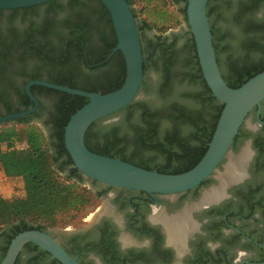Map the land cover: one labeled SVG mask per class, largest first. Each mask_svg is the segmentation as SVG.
Here are the masks:
<instances>
[{
    "label": "trees",
    "instance_id": "16d2710c",
    "mask_svg": "<svg viewBox=\"0 0 264 264\" xmlns=\"http://www.w3.org/2000/svg\"><path fill=\"white\" fill-rule=\"evenodd\" d=\"M165 1L127 0L141 34L145 63L140 93L145 98L118 112L120 120L115 123H94L85 141L95 154L121 159L149 171L158 165L166 170L158 172L176 175L191 170L203 158L223 105L213 97L203 77L188 24V0H173L181 4V17L188 24L182 51L176 48L177 38L170 43L161 37L146 41L145 32L153 28L147 21L138 20L134 5ZM261 1L210 0L208 4L218 64L224 80L234 89L264 72V24L252 15ZM10 11L2 15L12 29V40L0 44L1 53L8 49L21 51L18 56L21 63L31 57L49 69H56L57 74L65 70L67 74L62 73L63 76L53 73L49 77V82L60 86L108 94L123 85L126 77L123 54L118 51L106 61L117 45V37L112 17L99 0H59L47 6L26 8L22 23H18L21 28L14 27L19 10ZM214 15L219 20L227 19L231 25H239L237 45L229 43L231 32L212 22ZM235 50L243 53L235 54ZM11 56L0 59L10 63ZM102 62V66L92 67ZM181 65L186 66V72ZM150 70L158 74V80L149 76ZM35 74L27 75L35 80L39 75ZM25 85L13 87L22 98V109L16 113L31 106ZM37 91L52 92L32 88L33 94ZM53 96L49 108L52 119L48 123H30L33 116L0 123V163L6 176L21 179L25 189L23 200L8 202L0 198V263L18 234L30 230L50 232L61 224L71 225L82 218L83 211L95 200L94 190L83 187L82 177L64 142L70 118L89 100L62 92H54ZM0 101L11 110L7 98ZM19 142L25 146L17 147ZM68 166L73 167L70 173L65 170ZM25 252L27 258L18 259L17 264H61L34 244H28Z\"/></svg>",
    "mask_w": 264,
    "mask_h": 264
},
{
    "label": "flooded vegetation",
    "instance_id": "af4514ba",
    "mask_svg": "<svg viewBox=\"0 0 264 264\" xmlns=\"http://www.w3.org/2000/svg\"><path fill=\"white\" fill-rule=\"evenodd\" d=\"M18 10L15 28H21L18 23H22L24 14V9ZM2 13L12 12L0 10V44L12 40V29ZM252 15L264 24V0ZM9 54L10 63L0 59V99L7 98L12 108L8 110L0 101V119L32 109L35 105L27 95V86L35 81L53 84L49 77L57 74L56 69L31 57L21 63V51L0 52L3 57ZM35 73L39 74L37 78L30 80ZM62 73L67 74L61 70L57 75ZM24 83L31 106L16 113L22 109V98L13 87H23ZM34 87L52 92L37 91L35 95ZM30 90L39 103L37 111L10 121L33 116L30 123H48L53 94L61 91L42 85H32ZM141 97L139 100L145 98ZM119 120L116 113L102 121L109 125ZM72 169L65 168L67 173ZM153 170L166 171L158 165ZM228 170L239 173L227 182ZM81 177L83 184L94 190L95 205L80 223L74 222L65 232H49L79 264H264V101L249 114L218 171L195 189L176 194L147 193ZM216 189H222V196L208 199ZM25 251L26 247L20 261L27 258Z\"/></svg>",
    "mask_w": 264,
    "mask_h": 264
},
{
    "label": "water",
    "instance_id": "95a60500",
    "mask_svg": "<svg viewBox=\"0 0 264 264\" xmlns=\"http://www.w3.org/2000/svg\"><path fill=\"white\" fill-rule=\"evenodd\" d=\"M55 1L59 0H0V10L32 8ZM99 1L108 9L117 37V45L110 56L120 51L126 62L123 85L116 91L101 94L35 81L26 88L27 95L35 106L28 111L1 118L0 123L26 117L37 111L39 103L31 93L32 85H42L84 97L89 102L70 118L64 134L66 150L74 167L84 178L109 187L158 194H176L199 187L218 171L249 114L264 101V72L249 79L239 88H231L224 80L217 60L208 16L210 0H188V24L196 44L202 74L213 97L223 105L205 155L191 170L172 175L157 170L149 171L121 159L95 154L86 146L85 139L89 128L142 98L140 90L144 80L145 63L140 30L130 4L127 0ZM108 123L110 121L105 122ZM28 244L38 246L61 264H79L49 232L41 230L18 234L11 241L0 264H16Z\"/></svg>",
    "mask_w": 264,
    "mask_h": 264
},
{
    "label": "rangeland",
    "instance_id": "374dc122",
    "mask_svg": "<svg viewBox=\"0 0 264 264\" xmlns=\"http://www.w3.org/2000/svg\"><path fill=\"white\" fill-rule=\"evenodd\" d=\"M138 11V20L147 21V23L152 26L151 31L145 32V39L148 42L150 39L155 40L157 37H161L166 42H173L177 38L176 48L178 51H182L185 48L186 43V32L188 31V24L183 21L180 10L181 4L175 3L173 0H166L161 3H144L138 2L134 5ZM212 22L217 24L218 28H221L223 31L231 32L229 43L232 45H237V37L240 35V27L237 24H229L227 19L219 20L215 15L212 16ZM235 54H241L243 52L235 50ZM234 54V55H235ZM227 57V56H226ZM182 64L184 61L182 60ZM181 70L186 72V66L181 65ZM149 76L155 81L158 80V74L150 70ZM185 89H188V85L185 84ZM152 99H155L152 97ZM184 102L183 100H180ZM157 102L160 104L157 100ZM162 104V103H161ZM41 127V126H40ZM24 142H19L17 147H24ZM8 147L4 148L6 151ZM83 187L90 189L87 184H84ZM25 197V189L21 179H13L6 176L2 165L0 163V198L8 202H17L18 200H23ZM95 205V200L91 207H87L83 213L82 217L88 213ZM81 219L76 220L75 222L80 223ZM70 224H61L58 228L50 230V232H65Z\"/></svg>",
    "mask_w": 264,
    "mask_h": 264
},
{
    "label": "bare ground",
    "instance_id": "6f19581e",
    "mask_svg": "<svg viewBox=\"0 0 264 264\" xmlns=\"http://www.w3.org/2000/svg\"><path fill=\"white\" fill-rule=\"evenodd\" d=\"M240 166V165H239ZM230 169V168H229ZM228 172V176H229V178H226V179H224V181H229V180H233V176L234 175H236V174H238L239 172L236 170H233L232 172H230V170H228L227 171ZM230 175L232 176V177H230ZM234 178H237V176L236 177H234ZM227 181V182H228ZM226 184V183H225ZM224 184V185H225ZM223 188V187H222ZM221 190V191H220ZM222 189H216V191H213L212 193H209L208 195H207V198L208 199H214V198H217V197H219L220 195L222 196Z\"/></svg>",
    "mask_w": 264,
    "mask_h": 264
}]
</instances>
